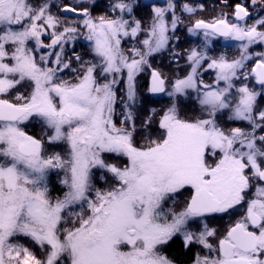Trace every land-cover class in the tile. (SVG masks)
<instances>
[{
    "label": "snow or ice",
    "instance_id": "snow-or-ice-1",
    "mask_svg": "<svg viewBox=\"0 0 264 264\" xmlns=\"http://www.w3.org/2000/svg\"><path fill=\"white\" fill-rule=\"evenodd\" d=\"M0 264H264V0H0Z\"/></svg>",
    "mask_w": 264,
    "mask_h": 264
},
{
    "label": "trees",
    "instance_id": "trees-1",
    "mask_svg": "<svg viewBox=\"0 0 264 264\" xmlns=\"http://www.w3.org/2000/svg\"><path fill=\"white\" fill-rule=\"evenodd\" d=\"M97 11H100V9H98ZM142 15H146L145 13L141 12ZM181 36H182V39H183V30L181 32ZM86 43L85 41H83L82 39L80 41L77 42V45H76V50L79 51V52H83L85 51V46H86ZM184 46H187V41H185L184 43ZM205 80L206 81H211V73H209L207 75V77H205ZM141 87H145V83L144 81L141 82ZM31 132L33 133H37L39 131V129H29ZM53 185L55 186V184H53L51 182L50 184V187H53ZM59 191H56L55 188L53 187V192H52V195L53 196H56V195H59ZM62 194V193H61ZM210 223L212 224V226H217V227H222L223 226V223L224 221H221V220H212L210 221ZM178 244V242H177ZM193 251H195V249H193ZM167 252L168 254L171 256V255H176L178 252H179V249L176 245H173L172 247H170L169 249H167ZM190 255V254H189ZM181 259H186V257H181Z\"/></svg>",
    "mask_w": 264,
    "mask_h": 264
},
{
    "label": "flooded vegetation",
    "instance_id": "flooded-vegetation-1",
    "mask_svg": "<svg viewBox=\"0 0 264 264\" xmlns=\"http://www.w3.org/2000/svg\"><path fill=\"white\" fill-rule=\"evenodd\" d=\"M152 2H153V0H143V3H145V4H150V3H152ZM159 2H160V3H163V0H159ZM203 2L206 3V4H208V3L211 2V0H203ZM141 12L147 14L148 9H142ZM207 14H208V13H205V15H207ZM221 43H223V42H221ZM233 43H234V42H233ZM218 50H225V49L220 48V49H218ZM227 50L229 51L230 54H234V53L236 52V49H235L234 46L231 47V48H229V49H227Z\"/></svg>",
    "mask_w": 264,
    "mask_h": 264
},
{
    "label": "rangeland",
    "instance_id": "rangeland-1",
    "mask_svg": "<svg viewBox=\"0 0 264 264\" xmlns=\"http://www.w3.org/2000/svg\"><path fill=\"white\" fill-rule=\"evenodd\" d=\"M208 75V74H207ZM207 75L205 76V77H207ZM204 77V78H205ZM30 131V130H29ZM51 182L53 183V184H55V186L53 185V187L55 188V190L56 191H59V189H60V185H59V183H58V179H57V177H55V176H52L51 177ZM59 193L61 194V192L59 191ZM59 194V195H60Z\"/></svg>",
    "mask_w": 264,
    "mask_h": 264
}]
</instances>
